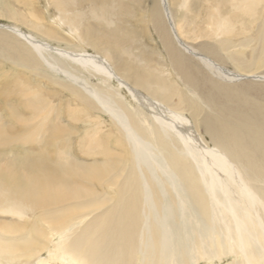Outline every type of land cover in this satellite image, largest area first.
<instances>
[{"label":"bare ground","instance_id":"6f19581e","mask_svg":"<svg viewBox=\"0 0 264 264\" xmlns=\"http://www.w3.org/2000/svg\"><path fill=\"white\" fill-rule=\"evenodd\" d=\"M0 264H264V0H0Z\"/></svg>","mask_w":264,"mask_h":264},{"label":"rangeland","instance_id":"374dc122","mask_svg":"<svg viewBox=\"0 0 264 264\" xmlns=\"http://www.w3.org/2000/svg\"><path fill=\"white\" fill-rule=\"evenodd\" d=\"M0 22H1V24H3V23H9V24H12L11 22H9V20H5V19H1Z\"/></svg>","mask_w":264,"mask_h":264}]
</instances>
